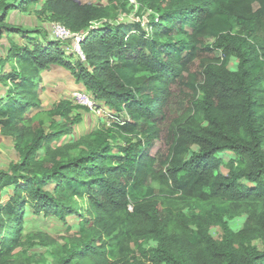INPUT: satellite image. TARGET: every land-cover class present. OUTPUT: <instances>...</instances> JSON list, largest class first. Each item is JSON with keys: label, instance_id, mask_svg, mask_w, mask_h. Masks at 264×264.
Returning a JSON list of instances; mask_svg holds the SVG:
<instances>
[{"label": "trees", "instance_id": "trees-1", "mask_svg": "<svg viewBox=\"0 0 264 264\" xmlns=\"http://www.w3.org/2000/svg\"><path fill=\"white\" fill-rule=\"evenodd\" d=\"M107 1L0 0V40L18 35L30 44L11 41L0 57V134L18 156L0 171V264H32L37 245L50 248L53 264H264V53L255 44L264 39V0H136L147 26L112 25L117 7ZM38 4L40 17L85 34L84 61L68 62L64 41L40 44L27 35L36 30L7 23L9 12ZM211 51L216 59L200 57ZM53 66L113 113L109 128L63 143L80 122L67 101L46 112L49 131L33 126L28 113L40 107ZM172 86L186 91L181 112ZM163 127L159 159L149 149ZM114 136L126 144L113 147ZM223 152L234 158L224 162ZM27 210L63 223L76 216L78 230L67 227L62 243L26 237ZM240 216L233 231L227 222ZM215 225L220 240L210 234ZM150 241L156 246L145 248Z\"/></svg>", "mask_w": 264, "mask_h": 264}, {"label": "rangeland", "instance_id": "rangeland-1", "mask_svg": "<svg viewBox=\"0 0 264 264\" xmlns=\"http://www.w3.org/2000/svg\"><path fill=\"white\" fill-rule=\"evenodd\" d=\"M12 1V0H9ZM84 4L92 5H108L107 0H76ZM111 4H114L117 8L114 10V18L109 20V23L112 25L118 24H133V23H142L143 26H147L146 19L148 18L149 13L144 14V10L140 9V4L136 0H113ZM122 5V7H121ZM40 4L21 13L19 11H11L8 13L6 18L7 23L20 27L27 31L36 30V32L27 34L32 38V41L36 40L40 44H45L46 41H51L58 39L55 33L56 29L54 24L50 22L45 15L41 17L37 14ZM122 9H125L123 11ZM38 31V32H37ZM14 42L16 45L26 44L22 41L20 36L4 35L0 40V57H4L9 49L10 42ZM60 41V40H59ZM64 41L66 55L64 58L71 63H74L78 56L74 50V47L71 45L69 40ZM215 42V39L212 37H207L204 40L205 46L210 48ZM255 44L260 53H264V39H257ZM200 57L205 60H213L218 57L217 51L211 52H201ZM238 65V60L236 58H231L229 63V70L235 71ZM5 72L9 71V67L6 65L1 70ZM201 71L199 62H195L191 67V73L194 75L199 74ZM51 81L47 80L45 77L44 91L40 92L39 98L41 101L40 107L32 109L28 113V117L31 118L33 126H41L46 132L49 131V126L51 120L47 117L46 112L51 109V107L58 101H67L71 105L70 117L78 115L80 117V122L72 127V136H67L63 143H66L70 137H73L74 141L80 137L87 135L91 132L98 130L99 128H109L115 121L113 113H108L104 108L98 110V108L89 109L82 107L78 101L74 98L75 92H83L88 97V93L82 90V87L73 81L67 72L62 70L55 69V73L51 76ZM262 85V100L264 101V82ZM79 88V89H78ZM179 87L172 86V103L178 110L181 112L186 108L188 103V98L185 96L186 91L180 92ZM78 89V90H77ZM7 87L0 83V98L6 99ZM90 98V97H89ZM91 99V98H90ZM133 139L132 141H134ZM110 143L113 147L118 146L122 147L126 144L125 140L114 136L110 139ZM193 151H198L197 147L192 148ZM167 152L165 128L163 127V133L159 139L155 140L153 145L149 149V153L159 159L163 158ZM224 162H227L234 158V155L230 152H223L218 154ZM18 161V156L14 151V142L10 138L3 137L0 134V171H6L11 163H16ZM222 172L226 173L227 170L223 167ZM148 185L155 188V184L150 182ZM78 221L79 218L76 216L67 217L66 223H63L56 219L55 217H44L43 215H34L30 210H27L24 218V230L23 235L26 237L33 236L36 234H43L49 239L56 241L57 243H62L60 238L65 234L67 227L70 228L71 233H75L78 230ZM245 222V216L237 217L231 221H228V226L233 231H238L242 228ZM222 227L215 225L210 227V234L215 240H220L222 236ZM22 239H26V237ZM32 241L36 242L37 239ZM255 244H259L255 242ZM37 245V244H36ZM156 244L152 241L145 243L144 247H155ZM30 256L32 257V264H53V260L50 253V248L34 246L29 251Z\"/></svg>", "mask_w": 264, "mask_h": 264}, {"label": "built area", "instance_id": "built-area-1", "mask_svg": "<svg viewBox=\"0 0 264 264\" xmlns=\"http://www.w3.org/2000/svg\"><path fill=\"white\" fill-rule=\"evenodd\" d=\"M54 27L56 29L55 33L57 35V38L56 40H69L71 42V45L74 47V50L77 54V56L82 60L84 61V55L80 49V43L81 41L84 39L85 37V34L83 33H78V34H75V33H72L70 32L69 30L63 28L62 26L58 25V24H54ZM91 99H90V98ZM86 95L85 93L83 92H75L74 93V98L76 101H78L80 103V105L82 107H86V108H89V109H93L95 108L96 109V106L94 105V102H93V98L91 96ZM100 110V109H98Z\"/></svg>", "mask_w": 264, "mask_h": 264}, {"label": "crops", "instance_id": "crops-1", "mask_svg": "<svg viewBox=\"0 0 264 264\" xmlns=\"http://www.w3.org/2000/svg\"><path fill=\"white\" fill-rule=\"evenodd\" d=\"M55 73V69L54 68H52V69H50V70H48V71H46V72H44V79H45V77L47 78V80H49V81H51V76H53V74ZM44 84H45V80H44ZM79 89V88H78ZM77 89V90H78ZM44 91V90H43Z\"/></svg>", "mask_w": 264, "mask_h": 264}, {"label": "water", "instance_id": "water-1", "mask_svg": "<svg viewBox=\"0 0 264 264\" xmlns=\"http://www.w3.org/2000/svg\"><path fill=\"white\" fill-rule=\"evenodd\" d=\"M51 68H56V69H60V70L64 71L61 67L53 66V67H51ZM67 74L69 75V77H70L71 79H73L69 73H67ZM82 90H83V89H82Z\"/></svg>", "mask_w": 264, "mask_h": 264}]
</instances>
